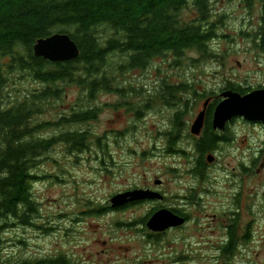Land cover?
<instances>
[{"label": "rangeland", "instance_id": "374dc122", "mask_svg": "<svg viewBox=\"0 0 264 264\" xmlns=\"http://www.w3.org/2000/svg\"><path fill=\"white\" fill-rule=\"evenodd\" d=\"M209 8L214 38L207 43L213 56L189 50L180 58L174 53L155 57L145 68H127L117 74L116 85L124 88L123 93L118 89L98 91L90 101L78 86L67 85L64 99L44 105L35 117L51 123L44 131L46 136L83 130L88 132V140L81 150L61 141L42 158L32 187L37 211L27 223L13 219L4 228L5 257L18 262L68 255L72 264H264V186H259L264 184V169L240 176L241 161L248 162L252 155L240 146L244 136L238 135L235 149L227 148L209 166L205 179L195 176L189 172L188 154L169 151L175 106H166L157 97L163 83L187 80L191 90L186 94L191 97L194 115L204 100L197 105L200 93L194 90L217 94L229 80L245 87L264 84V51L256 48L254 38L258 7L244 0H209ZM200 15L192 3L181 11L187 22ZM262 32L263 27L259 35ZM256 34L258 39L262 37ZM39 85L17 71L8 72L7 104ZM82 99L99 109L98 117L85 124L58 126V118L69 116ZM148 101L151 105L144 107ZM238 131L248 138L257 133L248 126ZM183 143L187 145L188 140ZM260 143L257 139L252 142ZM217 154L219 157L221 152ZM220 164L231 171L225 174ZM156 179L163 180L160 189L168 198L166 205L192 208L199 223H191L189 228H199L207 244L184 248L149 243L137 220L153 203L137 204L126 211L110 210L115 209L113 195L153 187ZM237 191L248 196L238 206L233 202ZM193 195L200 197L190 198ZM231 207L238 214H231ZM235 220L240 232L249 225L251 236L225 262L224 255H219V238ZM189 233L185 230L177 239Z\"/></svg>", "mask_w": 264, "mask_h": 264}, {"label": "trees", "instance_id": "16d2710c", "mask_svg": "<svg viewBox=\"0 0 264 264\" xmlns=\"http://www.w3.org/2000/svg\"><path fill=\"white\" fill-rule=\"evenodd\" d=\"M244 1L253 4V0ZM190 3L201 15L187 22L181 11ZM209 10V0H0V264H72L68 255L14 262L3 254L4 228L13 219L27 223L31 213L37 211L32 187L42 158L61 141L81 150L88 140V132L83 130L46 136L44 131L51 123L35 117L44 105L64 99L67 85L78 86L90 101L98 91L118 89L123 93L124 88L116 85L117 74L127 68H145L155 57L174 53L180 58L188 50L213 56L207 43L214 38ZM55 32L69 33L76 41L80 49L76 59L51 62L34 55L36 41ZM15 71L40 85L7 104L8 72ZM226 87L243 94L250 90L232 80ZM129 88L136 90L131 85ZM190 90L189 82L163 83L158 89L162 104L182 106L170 119L171 152H190L173 147L185 126L183 118L192 101L186 93ZM194 91L200 93L198 99L208 93ZM98 110L82 99L56 124H85L98 117ZM216 138L209 127L205 137L194 144L199 153L198 174H202L204 156L214 149ZM236 226L237 220L230 227L231 240L223 250L225 262L237 248Z\"/></svg>", "mask_w": 264, "mask_h": 264}, {"label": "flooded vegetation", "instance_id": "af4514ba", "mask_svg": "<svg viewBox=\"0 0 264 264\" xmlns=\"http://www.w3.org/2000/svg\"><path fill=\"white\" fill-rule=\"evenodd\" d=\"M256 7H258V10H260V17H258L257 20H259L258 23V28L255 30L254 33V38L255 41L257 42V49H261L264 51V32L261 33V35H259V31L261 32V28L263 27L264 30V0H253V4ZM258 30V33L256 34ZM255 34L259 36L260 39H258L257 37H255ZM189 51V50H188ZM187 55V54H186ZM189 81L184 80L181 81L180 83L177 84H181V83H188ZM248 88H250L249 91H252L256 88H262L264 87L263 85H257L254 87H250L247 86ZM227 90V89H231L229 87H225L223 88L220 93H207L204 97L198 99L197 101V105L200 103V101L204 98V100L202 101V105L200 110H198V112L196 114H192L191 109V101H190V105L189 107H187V111L185 113V116L183 118V123H184V127L181 130V133L177 136V141L175 142L181 149L184 148L186 149L189 153L188 156L191 158V166L189 169V172L194 174L195 176H202L204 179L206 178V170L209 169V166H213L214 162L217 161L220 157H223V152L227 149V148H231V149H235V143L238 140V137L241 135L243 138L241 139V144L240 146L243 147V150L245 152V150L248 151H252V155L249 157L248 162L245 161H241V169H240V176H244L247 174H253L255 172H258L257 169L260 171L262 169H264V123H262L261 121H249L244 117H234L231 120L227 121L224 125L223 128H214V113H215V108L216 106L219 104V102L221 100H223V97L220 95L221 92L223 90ZM233 90V89H232ZM180 104L177 103V105L175 106V110L173 112V114L177 113L176 111L178 109H176L177 107H179ZM182 107V106H180ZM186 108V107H185ZM194 108V107H192ZM205 111L204 113V118H203V123H202V127L200 129V132L198 134L192 133L191 132V126L194 122V120L196 119V117H198L199 113L201 111ZM182 114V113H181ZM243 126H248L253 128L254 130L257 131V133H253L251 135L250 138L247 137V135H244L245 133H239L238 129L240 127ZM211 127L214 132H215V136L216 138V145L214 147L213 150H210L206 153L205 157V166H202V174H198L197 172H195L197 169V158L199 156V153H197V149H195V145L196 143H198V141L202 140L205 137V133L207 128ZM172 126L170 127L171 130ZM239 135V136H238ZM254 139L259 140L261 143L258 145H253L252 142ZM183 140H188V144L185 145L183 143ZM182 150V149H181ZM221 152V155L219 157H217V153ZM186 153V152H185ZM213 156V159L210 160L209 156ZM194 157H196L195 159H193ZM208 163H211L210 165ZM221 166V164H220ZM222 171L227 174L228 172H230L231 170L228 168H225L224 166H221ZM233 174H236V172H233ZM157 180V179H156ZM156 180L154 182L155 186H147L145 188H149V189H153V190H157L159 192H161L164 195L163 199H155V200H141V201H133V202H129L127 204H125L122 207L119 208H115V209H110V210H115V211H126L127 209H129L132 206H135L138 204L142 205L145 203H153L152 207L148 208L144 213L141 214V216L139 217V219L137 220V222L141 223V232H142V236H144L146 238V240L149 243H154L155 245H169V246H177L180 245V247H191L193 244L195 245H204L208 243V240L206 238L201 239L199 233H198V229H192L189 228V226L191 225V223H199L197 218H195L193 216V210L192 208H175V207H170L169 205H166V200L168 199L166 197V195L162 192V190L160 189V186H162L163 184V180H161V182L156 183ZM259 186H264V184H261ZM143 188V187H141ZM129 190V189H128ZM199 198L200 195L196 196L193 195L190 198ZM245 197H248L246 195L243 194L242 191H237V193H235L234 197H233V202L234 204H236L237 206L239 205L241 199H244ZM235 207H237L236 205H234ZM235 207H231L228 210H231V214L235 215L238 214V212L236 213V211H233V208ZM263 207H264V203H263ZM163 208L169 209L170 211L173 212V214H175L176 216L180 217L183 222L180 223L177 226H172L169 228H166L164 230H151L148 228V222L150 220V218L155 214V212H157L158 210H161ZM215 215V214H213ZM136 221H134L135 223ZM133 224V223H132ZM131 225V224H130ZM230 227L231 225H228L226 228H224V235L221 236L219 238V245H218V249L220 254H223V250L225 245L230 243L231 240V235H230ZM237 232L239 234V239L237 242V246H239L240 244H242L243 242H246L247 239L251 236V233L249 231V225L246 227L241 228V231L238 228V225L236 226ZM188 230L190 233L185 236L184 238L181 239H177L180 238L179 235L181 234V232ZM241 237H244V239H240Z\"/></svg>", "mask_w": 264, "mask_h": 264}, {"label": "water", "instance_id": "95a60500", "mask_svg": "<svg viewBox=\"0 0 264 264\" xmlns=\"http://www.w3.org/2000/svg\"><path fill=\"white\" fill-rule=\"evenodd\" d=\"M34 55L51 62L70 61L80 55L76 41L66 32H55L39 38L33 46ZM223 100L215 108L214 128H223L225 123L234 117H244L249 121L264 123V87L247 93L227 89L221 93ZM205 111H201L191 126V132L198 134L202 127ZM212 160L213 156H209ZM161 182L157 179L156 183ZM164 195L153 189L135 188L119 192L111 198V206L121 207L133 201L163 199ZM183 220L169 209L163 208L150 218L148 226L152 230H164L177 226Z\"/></svg>", "mask_w": 264, "mask_h": 264}, {"label": "bare ground", "instance_id": "6f19581e", "mask_svg": "<svg viewBox=\"0 0 264 264\" xmlns=\"http://www.w3.org/2000/svg\"><path fill=\"white\" fill-rule=\"evenodd\" d=\"M225 91V90H224Z\"/></svg>", "mask_w": 264, "mask_h": 264}]
</instances>
